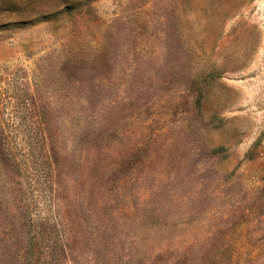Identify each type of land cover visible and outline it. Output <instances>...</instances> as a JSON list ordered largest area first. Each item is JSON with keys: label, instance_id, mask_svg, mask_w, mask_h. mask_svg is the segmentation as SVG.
<instances>
[{"label": "rangeland", "instance_id": "374dc122", "mask_svg": "<svg viewBox=\"0 0 264 264\" xmlns=\"http://www.w3.org/2000/svg\"><path fill=\"white\" fill-rule=\"evenodd\" d=\"M3 129L0 264H264V0H0Z\"/></svg>", "mask_w": 264, "mask_h": 264}, {"label": "trees", "instance_id": "16d2710c", "mask_svg": "<svg viewBox=\"0 0 264 264\" xmlns=\"http://www.w3.org/2000/svg\"><path fill=\"white\" fill-rule=\"evenodd\" d=\"M9 132L6 131V130H0V136H4L6 134H8ZM8 136V135H7ZM13 150H15V148H8L6 151H5V155L7 156V158L10 159V161L12 162V165L15 169H22V171L24 173H29L32 169H33V163L30 164V163H26V162H23L22 160H17V158L12 155L13 154ZM45 223H48V220L47 222Z\"/></svg>", "mask_w": 264, "mask_h": 264}]
</instances>
